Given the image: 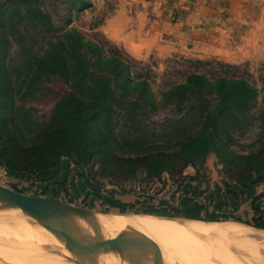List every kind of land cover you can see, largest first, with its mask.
I'll return each mask as SVG.
<instances>
[{
    "label": "rangeland",
    "instance_id": "374dc122",
    "mask_svg": "<svg viewBox=\"0 0 264 264\" xmlns=\"http://www.w3.org/2000/svg\"><path fill=\"white\" fill-rule=\"evenodd\" d=\"M0 6L6 19L5 27L0 29V70L12 81L8 97L13 110L8 128L17 134L21 145L38 143L35 138L50 122L59 101L73 92L61 75L40 77L35 84L29 81L30 73L38 68V64L29 62L32 57L42 58L60 42L73 52L64 39L66 35L72 38L79 33L86 42L99 46L104 58L121 59L128 65L132 80L147 81L157 99L156 104L144 105L136 118L128 119L114 108L110 116L98 120L99 134L106 138L110 155L97 154L76 140L74 153L64 156L54 174L45 180L35 171L11 173L0 161V184L34 197L51 198L48 196L55 191L56 198L51 199L114 215L120 221L131 214L195 221L174 215L179 204L171 207V196L178 199L181 195L177 179L181 175L183 180L185 176L193 179L200 166L180 172L182 164L172 167L171 155L179 151L175 136L198 131L200 126L195 115H185L189 103L179 111L171 106V98H164L171 86L183 83L193 73L211 79H245L259 92L257 102L239 115L248 121L242 127L245 137L231 149L246 155L258 147L253 146L254 137L264 132V0H0ZM206 98L210 110L215 109L218 98ZM156 153L170 156L161 170L145 163L144 158ZM204 167L211 188L215 184L223 186V181L229 179L228 167L213 154ZM259 193L264 207L263 185ZM164 200L169 203H162ZM246 210L249 204L243 205L239 213L244 215ZM16 211L0 204L3 227L28 229L21 230L25 234L19 241L14 238L19 243L24 240L14 249L12 237L0 233V264H43L39 254L26 247L33 244L62 258L74 251L56 245L48 234L43 235L45 227ZM197 215L206 218L217 214L210 208L208 215ZM196 221L234 223L264 232L235 221ZM255 252L264 260L262 248ZM236 260L233 264H248V260ZM219 263L223 264L219 259L214 262Z\"/></svg>",
    "mask_w": 264,
    "mask_h": 264
},
{
    "label": "trees",
    "instance_id": "16d2710c",
    "mask_svg": "<svg viewBox=\"0 0 264 264\" xmlns=\"http://www.w3.org/2000/svg\"><path fill=\"white\" fill-rule=\"evenodd\" d=\"M2 8L0 6V29L6 25ZM64 39L72 53L60 42L51 45L50 52L42 58L29 60L38 64L37 70L29 76L32 84L40 77L61 75L73 89L59 101L50 122L35 138L38 143L34 146L21 145L17 134L8 128L13 110L8 97L12 81L6 72L0 70V161L11 173L35 171L41 179H48L62 158L74 153L72 145L76 140L84 143L88 150H96L97 154L110 155L106 138L99 134L98 120L110 116L114 108L122 111L128 119L136 118L144 105L157 103L148 82H134L128 65L121 59L104 58L100 47L86 42L79 33H74L72 38L66 35ZM206 97L218 98L215 109L210 110ZM258 97L259 92L245 79L223 76L211 79L193 73L183 83L171 86L164 98H171V106L179 111L189 103L185 115H195L200 126L198 131L183 132L174 138L179 151L171 155V166L182 164L180 172L190 166H200L193 179L185 176L183 180L184 175L177 179V191L181 195L178 199L171 196V207L179 204L174 215L206 222L235 221L264 230L263 197L259 193L260 187L264 186V132L254 137L253 146L258 147L248 154H238L231 149L239 146L238 139L245 137L243 130L248 121L239 116L241 111L255 104ZM212 154L229 171V179L223 181V186L215 184L213 188L204 171V164ZM169 157L156 153L144 159L152 169L161 170ZM231 168L235 170L232 172ZM202 184H206V188L203 189ZM48 197L56 198L55 191ZM245 204H249V210L242 215L239 211ZM210 208L217 215L206 218L197 215V212L208 215Z\"/></svg>",
    "mask_w": 264,
    "mask_h": 264
},
{
    "label": "bare ground",
    "instance_id": "6f19581e",
    "mask_svg": "<svg viewBox=\"0 0 264 264\" xmlns=\"http://www.w3.org/2000/svg\"><path fill=\"white\" fill-rule=\"evenodd\" d=\"M1 205H5L7 208L17 212L6 204ZM7 218L9 219V216ZM100 221L103 232L107 236H118L123 243L128 245H158L164 251H167L168 257L146 263H130L116 253L99 250V264H204L202 261H205V264H214L215 261L218 262V259L223 264H233L236 259V261L241 259V262H243V259L248 260V264H260L259 262L264 264L262 256L255 252L259 247L264 250V232L249 229L238 224L175 220L146 214L126 215L121 221L114 215L104 214L100 217ZM81 224L89 231L98 230L94 219L84 220ZM26 227L14 229L11 228V225L10 228H6L0 224V233H5V237H12L11 240L14 242L11 241V243L14 249L15 247H21L24 241L20 239V243L22 242L20 244L14 238L18 240L19 237H24L25 233L21 230L28 231ZM45 228L43 235L48 234L50 240L53 239L57 243L56 245L61 248H73L74 251L66 255L67 259L39 250L34 244V246H26L32 253L39 254V259L44 262L43 264H49L50 260L56 262L55 264H72L71 261L76 259L83 262L86 261L85 256L72 246L67 238L50 228ZM38 232L41 233V231ZM125 233L128 239L123 236ZM225 248H228V252L224 251ZM223 252H225V255ZM202 255L206 257H202ZM187 259L190 260L187 261ZM19 264H25V262L20 261Z\"/></svg>",
    "mask_w": 264,
    "mask_h": 264
},
{
    "label": "water",
    "instance_id": "95a60500",
    "mask_svg": "<svg viewBox=\"0 0 264 264\" xmlns=\"http://www.w3.org/2000/svg\"><path fill=\"white\" fill-rule=\"evenodd\" d=\"M0 204L20 211L38 224L50 228L65 238L86 258L79 264H99L98 251L118 254L130 263H146L168 257L167 251L155 244L128 245L118 236H107L103 232L100 217L104 214L86 210L66 202L45 197H34L17 192L0 184ZM94 219L98 230L89 231L81 222ZM128 239V236L123 234Z\"/></svg>",
    "mask_w": 264,
    "mask_h": 264
},
{
    "label": "crops",
    "instance_id": "0c3cea01",
    "mask_svg": "<svg viewBox=\"0 0 264 264\" xmlns=\"http://www.w3.org/2000/svg\"><path fill=\"white\" fill-rule=\"evenodd\" d=\"M147 215V214H146Z\"/></svg>",
    "mask_w": 264,
    "mask_h": 264
}]
</instances>
